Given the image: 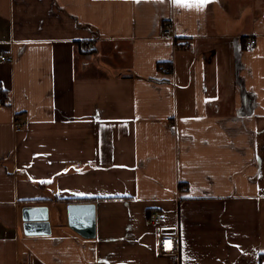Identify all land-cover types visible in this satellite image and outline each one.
<instances>
[{
    "label": "crops",
    "instance_id": "crops-1",
    "mask_svg": "<svg viewBox=\"0 0 264 264\" xmlns=\"http://www.w3.org/2000/svg\"><path fill=\"white\" fill-rule=\"evenodd\" d=\"M0 90V264H260L264 0H0Z\"/></svg>",
    "mask_w": 264,
    "mask_h": 264
},
{
    "label": "water",
    "instance_id": "water-1",
    "mask_svg": "<svg viewBox=\"0 0 264 264\" xmlns=\"http://www.w3.org/2000/svg\"><path fill=\"white\" fill-rule=\"evenodd\" d=\"M67 224L83 238L95 236V207L90 202L70 203L66 206ZM22 227L26 235H48L50 223L46 206L22 208Z\"/></svg>",
    "mask_w": 264,
    "mask_h": 264
},
{
    "label": "built area",
    "instance_id": "built-area-1",
    "mask_svg": "<svg viewBox=\"0 0 264 264\" xmlns=\"http://www.w3.org/2000/svg\"><path fill=\"white\" fill-rule=\"evenodd\" d=\"M171 32L170 28H165L163 34L168 35ZM255 44L254 39H249L246 41L247 47H253ZM91 44L89 42L85 43L83 46V51L90 52ZM6 62L10 61V58L5 59ZM19 130V128H17ZM162 219L160 213H150L148 216V221L152 223H159ZM178 249V235H164L159 238V252L163 255L175 254Z\"/></svg>",
    "mask_w": 264,
    "mask_h": 264
},
{
    "label": "snow or ice",
    "instance_id": "snow-or-ice-1",
    "mask_svg": "<svg viewBox=\"0 0 264 264\" xmlns=\"http://www.w3.org/2000/svg\"><path fill=\"white\" fill-rule=\"evenodd\" d=\"M175 3H177L180 6H202L203 4L207 3L208 0H174Z\"/></svg>",
    "mask_w": 264,
    "mask_h": 264
},
{
    "label": "trees",
    "instance_id": "trees-1",
    "mask_svg": "<svg viewBox=\"0 0 264 264\" xmlns=\"http://www.w3.org/2000/svg\"><path fill=\"white\" fill-rule=\"evenodd\" d=\"M0 102H2V104L7 103V92L5 90H0ZM80 202H88V201H80ZM259 262L260 264H264V252L260 254Z\"/></svg>",
    "mask_w": 264,
    "mask_h": 264
}]
</instances>
